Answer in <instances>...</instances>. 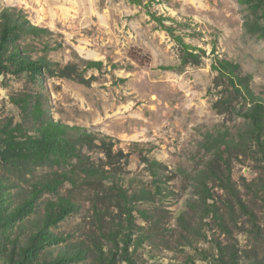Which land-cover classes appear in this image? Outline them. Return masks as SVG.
Returning <instances> with one entry per match:
<instances>
[{
    "label": "rangeland",
    "instance_id": "374dc122",
    "mask_svg": "<svg viewBox=\"0 0 264 264\" xmlns=\"http://www.w3.org/2000/svg\"><path fill=\"white\" fill-rule=\"evenodd\" d=\"M143 1L0 0V23L11 6L42 30L9 53L46 63L21 70L18 57L0 72V135L15 140L6 148L0 139V264H264L262 155L254 147L233 155L229 171L217 166V181L197 178L212 163L206 134L242 127L213 108L226 90L215 59L239 62L264 96V6ZM148 11L201 49L199 63L182 64L180 45ZM46 122L95 140L67 160L46 156L26 143ZM151 160L165 167L153 174ZM83 161L99 180L73 185L64 175Z\"/></svg>",
    "mask_w": 264,
    "mask_h": 264
},
{
    "label": "trees",
    "instance_id": "16d2710c",
    "mask_svg": "<svg viewBox=\"0 0 264 264\" xmlns=\"http://www.w3.org/2000/svg\"><path fill=\"white\" fill-rule=\"evenodd\" d=\"M133 4L143 5V0H129ZM240 3L248 4L255 8L264 6V0H238ZM148 14L157 23L164 26V28L171 34L174 40L180 45L182 49V64L199 63L200 54L195 52L198 49L190 43H187L181 35L173 31V28L164 24V17L157 16L156 13L148 11ZM25 14L22 10L15 7H6L1 14L0 23V72L8 68L11 61H16L20 57L19 68L21 70L40 71L44 66L45 58L32 60L26 57L21 52L9 53L10 44L19 41L24 34H37L36 31H41L36 26L31 25L25 19ZM26 52V50H24ZM26 59V60H24ZM213 68L217 71L215 84L222 85L226 88L223 98L217 99L214 102L213 108L220 114H227L230 116L242 118V127L236 131H231L228 127L223 129L218 128L215 132H208L204 139L203 148L211 154L210 164L207 168L201 169L197 175L198 180L202 184L209 181H217L220 177L217 176V166H223L224 170H230V164L233 155L239 156L248 151H256L260 153L264 160V96L257 94L251 87V75L244 73L239 62L231 61L227 58H216L213 63ZM67 70V71H66ZM67 76L74 72L71 67L62 70ZM69 71V72H68ZM35 113L41 116L40 109H36ZM39 136L31 137L30 145L36 144L38 149L43 150L42 153L46 156H57L65 160L70 158V154H75L78 151V145L91 143L95 140L91 132H87L79 127L64 125L62 123H44L38 129ZM106 143L110 136L99 137ZM1 145L6 148L14 147L15 140L12 135L5 133L0 135ZM78 144V145H77ZM112 144L108 147L107 156L115 158L112 154ZM147 160V159H146ZM149 167L153 174L157 170L164 168L165 165L157 160H151ZM77 169V170H76ZM76 169L64 175V178L70 181L73 185L80 184V181L92 183L98 179L100 174L96 165L87 162L76 164ZM79 171V173L77 172ZM84 174V177L81 176ZM102 181V180H101ZM51 191L55 190V186H50ZM158 191H161L159 185L156 186ZM144 192V190H143ZM145 193V192H144ZM69 203V202H68ZM61 210L54 207V212L63 215L66 211L67 202L61 198L59 203ZM58 207V208H59ZM59 264V263H58Z\"/></svg>",
    "mask_w": 264,
    "mask_h": 264
}]
</instances>
